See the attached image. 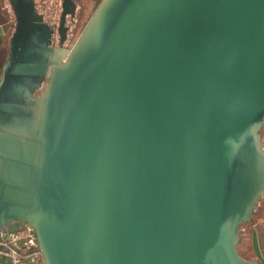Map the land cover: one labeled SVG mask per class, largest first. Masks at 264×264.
I'll return each mask as SVG.
<instances>
[{"label": "water", "instance_id": "water-1", "mask_svg": "<svg viewBox=\"0 0 264 264\" xmlns=\"http://www.w3.org/2000/svg\"><path fill=\"white\" fill-rule=\"evenodd\" d=\"M29 39L0 98L47 60ZM8 108L0 227L29 223L45 264H258L237 242L264 195V0H99L27 132Z\"/></svg>", "mask_w": 264, "mask_h": 264}, {"label": "crops", "instance_id": "crops-1", "mask_svg": "<svg viewBox=\"0 0 264 264\" xmlns=\"http://www.w3.org/2000/svg\"><path fill=\"white\" fill-rule=\"evenodd\" d=\"M97 3L98 0H0V81L3 82L5 73H9L15 58H30V55L21 49L27 35L35 46L42 45L47 49L46 62H34L30 65L32 74L24 79L23 86L7 91L0 98L9 103L5 114L8 118H15L5 124L9 131L17 133V130H29L36 100L49 81L54 66L64 57L67 28L76 25L80 12H90L87 22ZM33 27L36 32H29ZM32 78L39 83L36 89L30 87ZM240 236L247 238V249L255 255L260 264H264V195L258 197L254 211L241 225ZM0 264L11 262L8 257L0 254ZM17 264L45 263L40 259L36 262L22 261Z\"/></svg>", "mask_w": 264, "mask_h": 264}, {"label": "built area", "instance_id": "built-area-1", "mask_svg": "<svg viewBox=\"0 0 264 264\" xmlns=\"http://www.w3.org/2000/svg\"><path fill=\"white\" fill-rule=\"evenodd\" d=\"M264 146V134L261 135ZM0 254L10 259L11 264L22 261L36 262L42 259L34 228L29 223L11 231L0 227Z\"/></svg>", "mask_w": 264, "mask_h": 264}, {"label": "rangeland", "instance_id": "rangeland-1", "mask_svg": "<svg viewBox=\"0 0 264 264\" xmlns=\"http://www.w3.org/2000/svg\"><path fill=\"white\" fill-rule=\"evenodd\" d=\"M89 13L90 12H87L84 14L83 12H80L79 19L75 23L76 25H74V26L71 25L67 28L66 34H68V36L66 37V39L64 41V46H65L64 52H67V50L76 41L77 37L79 36L80 32L82 31V29L86 23V19H87ZM38 85H39L38 81L34 80L33 78L30 80V87L31 88L36 89L38 87ZM262 128H264V127H262ZM262 130H261V132H262Z\"/></svg>", "mask_w": 264, "mask_h": 264}, {"label": "trees", "instance_id": "trees-1", "mask_svg": "<svg viewBox=\"0 0 264 264\" xmlns=\"http://www.w3.org/2000/svg\"><path fill=\"white\" fill-rule=\"evenodd\" d=\"M247 238L246 237H243V236H240L239 237V240L237 242V248H238V251L239 253L244 257V258H247V259H253L255 260L258 264L259 261L257 260V258L255 257V255L247 249Z\"/></svg>", "mask_w": 264, "mask_h": 264}]
</instances>
